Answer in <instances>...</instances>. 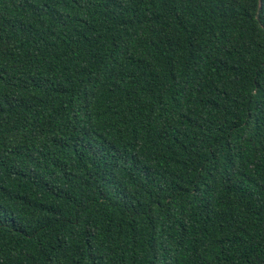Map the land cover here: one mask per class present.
Instances as JSON below:
<instances>
[{"label":"trees","instance_id":"trees-1","mask_svg":"<svg viewBox=\"0 0 264 264\" xmlns=\"http://www.w3.org/2000/svg\"><path fill=\"white\" fill-rule=\"evenodd\" d=\"M0 264H264V0H0Z\"/></svg>","mask_w":264,"mask_h":264},{"label":"water","instance_id":"water-1","mask_svg":"<svg viewBox=\"0 0 264 264\" xmlns=\"http://www.w3.org/2000/svg\"><path fill=\"white\" fill-rule=\"evenodd\" d=\"M260 11H261V1H260V5H259V9H258L257 16H259V14H260Z\"/></svg>","mask_w":264,"mask_h":264}]
</instances>
